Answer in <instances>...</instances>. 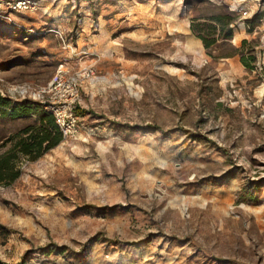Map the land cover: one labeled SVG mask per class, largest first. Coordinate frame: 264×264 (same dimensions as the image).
Masks as SVG:
<instances>
[{"label":"rangeland","instance_id":"rangeland-1","mask_svg":"<svg viewBox=\"0 0 264 264\" xmlns=\"http://www.w3.org/2000/svg\"><path fill=\"white\" fill-rule=\"evenodd\" d=\"M15 1L0 95L92 72L79 134L0 186V261L264 264V0ZM37 119L0 114V137Z\"/></svg>","mask_w":264,"mask_h":264},{"label":"trees","instance_id":"trees-1","mask_svg":"<svg viewBox=\"0 0 264 264\" xmlns=\"http://www.w3.org/2000/svg\"><path fill=\"white\" fill-rule=\"evenodd\" d=\"M215 18L221 21L224 17L216 16ZM253 21L254 19H251L248 22L253 23ZM222 24L225 25L223 22ZM190 28L201 40L205 49L210 48L215 43V38H209L196 32L193 24ZM230 37H232V32L231 28H228L223 38ZM241 61L245 66H248L244 56H241ZM85 112L79 106L76 109L78 116H82ZM32 113H35L38 117L36 124L24 126L6 138L0 137V186L10 185L20 176L19 163L21 159L34 161L63 141V135L49 111L29 100L13 101L0 95V114H6L9 117H20ZM3 148L5 149L1 151ZM0 264L5 263L0 261Z\"/></svg>","mask_w":264,"mask_h":264},{"label":"built area","instance_id":"built-area-1","mask_svg":"<svg viewBox=\"0 0 264 264\" xmlns=\"http://www.w3.org/2000/svg\"><path fill=\"white\" fill-rule=\"evenodd\" d=\"M29 1L16 0L13 9H27ZM83 70V69H82ZM92 72L85 68L84 71ZM76 71L66 62H60L48 81L39 86L18 85L14 93L20 100H29L49 111L64 138H75L79 134V106L82 80L89 73Z\"/></svg>","mask_w":264,"mask_h":264},{"label":"crops","instance_id":"crops-1","mask_svg":"<svg viewBox=\"0 0 264 264\" xmlns=\"http://www.w3.org/2000/svg\"><path fill=\"white\" fill-rule=\"evenodd\" d=\"M188 30H189V27H188ZM197 38L193 39V41L195 42V44H197V46L200 47V45H201L202 42H201V40L199 38L198 39Z\"/></svg>","mask_w":264,"mask_h":264}]
</instances>
